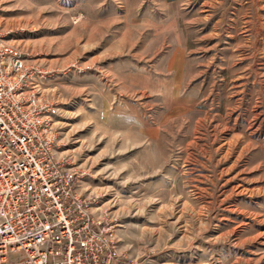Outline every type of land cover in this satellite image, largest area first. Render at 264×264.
<instances>
[{"label": "rangeland", "instance_id": "374dc122", "mask_svg": "<svg viewBox=\"0 0 264 264\" xmlns=\"http://www.w3.org/2000/svg\"><path fill=\"white\" fill-rule=\"evenodd\" d=\"M0 31L133 264H264V0H0Z\"/></svg>", "mask_w": 264, "mask_h": 264}, {"label": "built area", "instance_id": "2783aa9c", "mask_svg": "<svg viewBox=\"0 0 264 264\" xmlns=\"http://www.w3.org/2000/svg\"><path fill=\"white\" fill-rule=\"evenodd\" d=\"M44 77L0 31V264H133L99 194L79 192L58 154Z\"/></svg>", "mask_w": 264, "mask_h": 264}]
</instances>
